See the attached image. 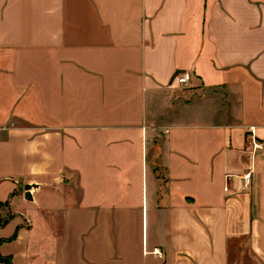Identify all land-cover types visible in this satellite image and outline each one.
Instances as JSON below:
<instances>
[{"label":"crops","instance_id":"1","mask_svg":"<svg viewBox=\"0 0 264 264\" xmlns=\"http://www.w3.org/2000/svg\"><path fill=\"white\" fill-rule=\"evenodd\" d=\"M4 203L9 264H264V0H0Z\"/></svg>","mask_w":264,"mask_h":264},{"label":"rangeland","instance_id":"2","mask_svg":"<svg viewBox=\"0 0 264 264\" xmlns=\"http://www.w3.org/2000/svg\"><path fill=\"white\" fill-rule=\"evenodd\" d=\"M179 88H182V87H179ZM48 192H51V191L47 188L43 189L41 191V193H44V194H47ZM14 201H15V204H18V206H14V208H13L14 210H17V213H20L21 211L26 210L27 207H31V203H26L24 201H21L20 199L18 202V198L14 199ZM143 235H144V232H143ZM138 236H139V233H138ZM242 242H243V240L241 239L239 242L233 241L230 244L229 257H228L227 264H261L262 260L259 258V256H260V253H259L260 245L257 243L255 246V249H257V251H253V249L251 250L249 245H247L246 242H244V244H242ZM261 246H264V240H263V243L261 244ZM151 251H152V249L150 250V252ZM150 252H149V254H151ZM143 253L146 254V252H143ZM261 254H264V252H262ZM153 256H155V255H153ZM155 257L161 258V256L160 257L155 256Z\"/></svg>","mask_w":264,"mask_h":264},{"label":"built area","instance_id":"3","mask_svg":"<svg viewBox=\"0 0 264 264\" xmlns=\"http://www.w3.org/2000/svg\"><path fill=\"white\" fill-rule=\"evenodd\" d=\"M191 78V73L188 71L182 72L180 74H176L172 77V81L175 83L176 86L179 87H185L188 83V81ZM256 147H259L258 144L255 145ZM248 176L246 175L244 177L245 182H247ZM152 255H155L157 257H160L161 254L157 248H153L152 251L150 252Z\"/></svg>","mask_w":264,"mask_h":264},{"label":"water","instance_id":"4","mask_svg":"<svg viewBox=\"0 0 264 264\" xmlns=\"http://www.w3.org/2000/svg\"><path fill=\"white\" fill-rule=\"evenodd\" d=\"M35 188H37V185H35V184H24L22 186V190H23L22 191V198H23V200L30 202L32 200L31 195H30V191H31V189H35Z\"/></svg>","mask_w":264,"mask_h":264},{"label":"trees","instance_id":"5","mask_svg":"<svg viewBox=\"0 0 264 264\" xmlns=\"http://www.w3.org/2000/svg\"><path fill=\"white\" fill-rule=\"evenodd\" d=\"M3 205H6V203L0 204V206H3ZM5 223H6V220L0 219V227H2ZM0 263H2V264H9V261L7 259L0 258Z\"/></svg>","mask_w":264,"mask_h":264}]
</instances>
